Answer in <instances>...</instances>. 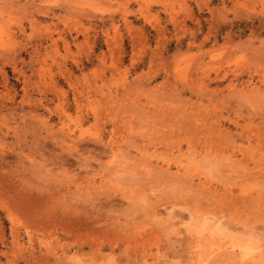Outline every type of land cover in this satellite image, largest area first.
<instances>
[{
	"label": "rangeland",
	"instance_id": "rangeland-1",
	"mask_svg": "<svg viewBox=\"0 0 264 264\" xmlns=\"http://www.w3.org/2000/svg\"><path fill=\"white\" fill-rule=\"evenodd\" d=\"M207 263L264 264V0H0V264Z\"/></svg>",
	"mask_w": 264,
	"mask_h": 264
},
{
	"label": "bare ground",
	"instance_id": "bare-ground-1",
	"mask_svg": "<svg viewBox=\"0 0 264 264\" xmlns=\"http://www.w3.org/2000/svg\"><path fill=\"white\" fill-rule=\"evenodd\" d=\"M230 244V243H229ZM236 244V243H235ZM237 245V244H236ZM236 245H231V247H232V249H233V251H235L236 250ZM228 250V249H227ZM232 252V251H231ZM249 254V252H244V255H243V257L245 258V259H247V258H249V260H250V258H253L254 256L252 255V254H249L250 256L249 257H247V255ZM209 258V257H208ZM252 260V259H251ZM45 261H47V260H45ZM56 262H57V260H56ZM58 263V262H57ZM208 264V263H207Z\"/></svg>",
	"mask_w": 264,
	"mask_h": 264
}]
</instances>
